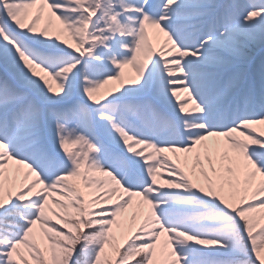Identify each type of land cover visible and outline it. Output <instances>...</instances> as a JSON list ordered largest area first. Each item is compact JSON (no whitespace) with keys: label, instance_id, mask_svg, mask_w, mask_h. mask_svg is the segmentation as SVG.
<instances>
[{"label":"snow or ice","instance_id":"1","mask_svg":"<svg viewBox=\"0 0 264 264\" xmlns=\"http://www.w3.org/2000/svg\"><path fill=\"white\" fill-rule=\"evenodd\" d=\"M0 264H264V0H0Z\"/></svg>","mask_w":264,"mask_h":264}]
</instances>
